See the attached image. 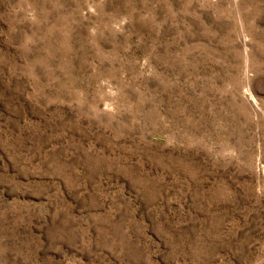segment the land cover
I'll return each mask as SVG.
<instances>
[{"label":"rangeland","instance_id":"374dc122","mask_svg":"<svg viewBox=\"0 0 264 264\" xmlns=\"http://www.w3.org/2000/svg\"><path fill=\"white\" fill-rule=\"evenodd\" d=\"M0 264H264V0H0Z\"/></svg>","mask_w":264,"mask_h":264}]
</instances>
